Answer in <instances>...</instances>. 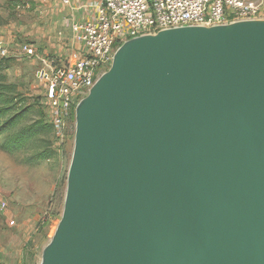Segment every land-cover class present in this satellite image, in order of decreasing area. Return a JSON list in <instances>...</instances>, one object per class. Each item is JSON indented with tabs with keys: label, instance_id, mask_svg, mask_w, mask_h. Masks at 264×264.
I'll use <instances>...</instances> for the list:
<instances>
[{
	"label": "water",
	"instance_id": "obj_1",
	"mask_svg": "<svg viewBox=\"0 0 264 264\" xmlns=\"http://www.w3.org/2000/svg\"><path fill=\"white\" fill-rule=\"evenodd\" d=\"M75 113L40 264H264V19L129 39Z\"/></svg>",
	"mask_w": 264,
	"mask_h": 264
},
{
	"label": "rangeland",
	"instance_id": "obj_2",
	"mask_svg": "<svg viewBox=\"0 0 264 264\" xmlns=\"http://www.w3.org/2000/svg\"><path fill=\"white\" fill-rule=\"evenodd\" d=\"M26 4L29 7H23ZM62 5V0H0V44L8 51L5 73L9 82L18 85L27 104L43 97L44 89L36 78L40 58L60 59V55L73 53V40L59 30L57 16ZM24 44L32 45L36 55L25 53ZM27 117L20 126L34 120L36 113L31 110ZM66 131L64 143L50 159L29 162L40 149L39 140L17 152L0 148V264H40L64 210L75 144V111ZM8 135L0 136V145Z\"/></svg>",
	"mask_w": 264,
	"mask_h": 264
},
{
	"label": "built area",
	"instance_id": "obj_3",
	"mask_svg": "<svg viewBox=\"0 0 264 264\" xmlns=\"http://www.w3.org/2000/svg\"><path fill=\"white\" fill-rule=\"evenodd\" d=\"M90 6V19L71 24V56L46 55L36 71L44 89L47 118L55 128L57 150L64 143L67 122L77 104L110 68L117 48L125 41L175 27L264 19V0H96ZM22 49L29 56L36 55L30 44ZM7 54L0 44V57ZM5 207L3 203L2 209Z\"/></svg>",
	"mask_w": 264,
	"mask_h": 264
},
{
	"label": "trees",
	"instance_id": "obj_4",
	"mask_svg": "<svg viewBox=\"0 0 264 264\" xmlns=\"http://www.w3.org/2000/svg\"><path fill=\"white\" fill-rule=\"evenodd\" d=\"M6 61V57H0V136L9 135L0 148L6 152H17L39 140L40 149L28 158L29 162L50 159L58 150L54 147L55 128L48 121L43 97L41 100L34 99L33 104H27V98L19 91L18 85L8 81ZM31 110L36 113V118L20 126L26 122Z\"/></svg>",
	"mask_w": 264,
	"mask_h": 264
},
{
	"label": "crops",
	"instance_id": "obj_5",
	"mask_svg": "<svg viewBox=\"0 0 264 264\" xmlns=\"http://www.w3.org/2000/svg\"><path fill=\"white\" fill-rule=\"evenodd\" d=\"M96 0H71L69 5H62L59 8V18L60 32L63 33L68 38L72 39L73 32L71 29V24L75 21H85L91 18V4ZM60 33V34H61Z\"/></svg>",
	"mask_w": 264,
	"mask_h": 264
}]
</instances>
